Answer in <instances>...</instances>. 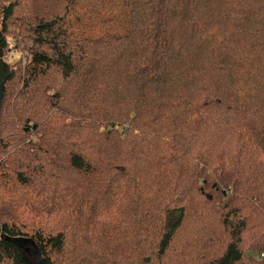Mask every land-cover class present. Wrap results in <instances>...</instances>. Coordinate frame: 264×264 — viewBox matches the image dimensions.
<instances>
[{
  "label": "trees",
  "instance_id": "trees-1",
  "mask_svg": "<svg viewBox=\"0 0 264 264\" xmlns=\"http://www.w3.org/2000/svg\"><path fill=\"white\" fill-rule=\"evenodd\" d=\"M0 54V264H264V0H0Z\"/></svg>",
  "mask_w": 264,
  "mask_h": 264
},
{
  "label": "water",
  "instance_id": "water-1",
  "mask_svg": "<svg viewBox=\"0 0 264 264\" xmlns=\"http://www.w3.org/2000/svg\"><path fill=\"white\" fill-rule=\"evenodd\" d=\"M11 77V66L7 63L6 59L0 54V110L2 101L4 98V93L6 90V85ZM2 238L8 242L14 244L19 250H25V252L34 257L38 264H45L44 259L41 256L39 249L36 247L35 243L31 240L10 238L5 235Z\"/></svg>",
  "mask_w": 264,
  "mask_h": 264
},
{
  "label": "rangeland",
  "instance_id": "rangeland-1",
  "mask_svg": "<svg viewBox=\"0 0 264 264\" xmlns=\"http://www.w3.org/2000/svg\"><path fill=\"white\" fill-rule=\"evenodd\" d=\"M14 58L16 59L17 58V55H15ZM5 59H6V61H8V58H5ZM244 199H246V197ZM233 206H239V205L238 204L237 205L234 204L231 207H233ZM182 249H183L182 246L179 245V244H176L174 247L172 245L171 248H170V251H169V257L175 256L174 252H177V250H180V252H183ZM186 253H191V251L188 250V252H186ZM175 260H177V261L176 262L174 261L172 264H182V262L180 261V259H175Z\"/></svg>",
  "mask_w": 264,
  "mask_h": 264
}]
</instances>
